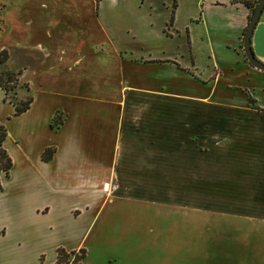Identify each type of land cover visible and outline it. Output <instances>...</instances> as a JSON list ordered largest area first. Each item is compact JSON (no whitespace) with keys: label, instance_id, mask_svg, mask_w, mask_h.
<instances>
[{"label":"crops","instance_id":"obj_1","mask_svg":"<svg viewBox=\"0 0 264 264\" xmlns=\"http://www.w3.org/2000/svg\"><path fill=\"white\" fill-rule=\"evenodd\" d=\"M1 1L4 6L5 2ZM54 1L26 0L28 5L19 17L21 21L11 16L8 19L2 12L4 8H0V50L4 49L7 55L1 65L16 70L17 81L23 85L18 93L25 91L31 95L23 112L28 113L37 102L41 108L45 107L46 97L51 93L67 104L44 108L50 109L45 119L50 129L51 116L57 109L65 113L58 127L66 124L74 97H90L101 90L110 104L111 90L115 87L110 78L112 71L100 64L97 68L96 57H112L109 53L112 51L117 65L126 60L121 39L126 40L124 32H128L126 25L113 28L102 11L106 8H98L95 0ZM117 1L111 0L113 4ZM135 4L140 8L147 5L150 10L166 8L165 0H135ZM169 15L171 31L178 32V28L184 31L183 44L189 64L194 65L197 51L210 62V70L206 72L207 68H202L200 76L206 92L186 94L180 98L185 100L175 102L178 94L175 90L141 87L137 95L167 97L166 121L161 123L156 108L147 116L149 119L157 115L153 120L150 118L152 122L148 121L152 130L147 132L158 135L162 128L166 129L163 131L167 137H125L124 151L129 157L132 152L140 155L144 180L152 188L158 205L184 210L183 230L174 232L184 239L182 264H264V70L248 63L241 48L248 9L239 0H170ZM163 22L166 23L165 18ZM161 27L158 38H167L169 30L163 32ZM139 28L149 26L141 24ZM148 34L151 40L156 39L152 33ZM250 45L254 55L264 61V12L252 29ZM164 53L167 52L161 50V54L157 51L139 57L144 63L162 64L161 69L167 66L172 72L188 67L181 66L175 54ZM28 72L37 76L34 87L41 93L39 100L33 84L24 78ZM97 79H100L98 88ZM244 89L258 108L249 103ZM0 94L1 100L7 101L3 99L2 89ZM187 99L190 101L184 102ZM12 138L18 142V137ZM29 145L33 149L31 155L25 153V161L35 167L49 194L66 188L65 185L93 192L80 205L67 206L71 217L94 207L95 196L102 203L119 187L118 175L110 167L106 173L101 163L81 161L80 157L84 159L86 155L75 143L61 148L57 143L37 139ZM47 146H53L54 151L45 160L41 152ZM100 148L94 146L93 155ZM7 152L11 158L10 175L15 159L11 150ZM11 203V229L0 218V264H28L27 223L22 207L27 206L34 213H47L49 200L33 202L17 197ZM76 247L63 248L75 250Z\"/></svg>","mask_w":264,"mask_h":264},{"label":"rangeland","instance_id":"obj_2","mask_svg":"<svg viewBox=\"0 0 264 264\" xmlns=\"http://www.w3.org/2000/svg\"><path fill=\"white\" fill-rule=\"evenodd\" d=\"M1 2H5L4 6L0 3V8H4L2 12L6 13L8 19L11 16L15 21H21L19 17L23 16V8L28 5L26 0ZM50 2L55 3L54 0ZM96 2L101 10L106 8L102 11L113 28L128 26V32H124L126 40L121 39V44L125 46L126 60L119 61L117 65L112 51L109 52L112 57L103 55L100 61L99 56L96 57L97 68L100 64L111 68L112 71L110 78L112 86L115 87L111 90L110 104L108 96L101 90L93 92L90 97H74L70 102L73 108L66 124L50 129L45 121L50 109L44 108H51L58 103L65 106L67 104L64 99L51 93L46 97L45 107L41 108L37 102L28 113L22 112L13 116L11 104L2 101L0 94V122L7 131L3 143L6 150H11L15 159L12 174L2 177L0 218L5 220L7 227L11 229L12 199L26 197L33 202L49 200L47 213H34L29 207H22L27 223L25 244L28 250V264H49L54 257L56 245L84 248V256L75 264H182L184 239L178 237L180 233L174 235V232L183 230L184 210L157 204L152 188H149L144 180L145 173L141 170L143 161L140 155L132 152L129 157L127 151H124L127 146L125 137H167L166 131H163L166 129L161 128L158 135L147 132L152 130L147 125L148 121L152 122L157 116H151L152 120L147 118L152 109L159 110L157 117L161 123L168 118L167 97L137 95L141 92V87H160L165 92L175 90L178 93V98H172L175 102L185 100L180 98L186 94L205 93L206 86L200 82V76L202 68H207L206 72L210 70V62L203 53L197 51V54L194 53V65L189 64L188 53L183 44V29L178 28V32L170 29V0H165L166 8L156 7L154 10H150L147 5L140 8L135 4V0H118L116 4L111 0ZM102 17L105 18L103 15ZM164 18L166 23L163 22ZM141 24L148 25L149 28L141 29ZM160 25L163 26V32L169 30L167 38H158L157 34H160L162 28ZM6 32L9 34V31ZM148 32L155 35L156 39L151 40ZM161 50H165L167 53L164 54L168 56L175 54L181 66L188 67L172 72L167 66H164L166 69H161L162 64L144 63L139 57V54L154 55L157 51L161 54ZM15 52L13 50L14 54ZM180 53L183 55L179 56ZM11 71L16 72L15 69ZM24 78L33 84L34 94L39 100L41 93L34 87L37 76L28 72ZM22 86L16 80L14 91H8L7 96H24L25 91L23 94L18 93L23 89ZM95 86H100V79H97ZM187 101L190 100L184 102ZM176 104L180 106L179 103ZM57 110L59 117L64 119L65 113ZM12 137H18V142H14ZM37 139L57 143L61 148L75 143L84 153V157L86 155L84 159L80 157V160L101 163L106 173L110 167V170L118 175L119 187L110 197L107 195L102 203L101 198L95 196L94 207H88L78 217H71L67 206L72 203L80 205L85 199L91 198L93 192L81 189L78 191L65 185L66 188L49 194L35 167L28 166L25 161V153L29 152L31 155L33 149L29 144ZM94 146L101 147L99 152L96 151V155H93ZM72 181L73 179L68 183Z\"/></svg>","mask_w":264,"mask_h":264},{"label":"trees","instance_id":"obj_3","mask_svg":"<svg viewBox=\"0 0 264 264\" xmlns=\"http://www.w3.org/2000/svg\"><path fill=\"white\" fill-rule=\"evenodd\" d=\"M97 1V0H95ZM241 1L248 9L247 19L251 15V12L256 4V0H239ZM262 12H264V6L262 8ZM247 23V22H246ZM246 25V24H245ZM244 29V28H243ZM243 30L241 32L242 37ZM6 52L4 49L0 50V89L3 91V99L7 100L12 106V114L18 115L24 110H26L29 106L31 101V95L25 94L24 96H7L8 91H14V87L16 85V73L8 70L7 68L3 67L1 64L6 59ZM246 96L248 98L249 103L258 108L255 103L254 99L251 97L250 93L244 89ZM62 117H59L58 110H55L53 115L51 116L49 126L51 128L58 127L59 124L62 122ZM7 134L5 126L0 123V190H1V177H7L9 174V169L11 167V158L3 145V141ZM54 151L53 146L45 147L41 152V157L45 160L49 159L51 154ZM84 256V248L78 247L76 250L70 249L65 250L62 246L55 247V257L52 263L50 264H75L77 263L82 257Z\"/></svg>","mask_w":264,"mask_h":264},{"label":"water","instance_id":"obj_4","mask_svg":"<svg viewBox=\"0 0 264 264\" xmlns=\"http://www.w3.org/2000/svg\"><path fill=\"white\" fill-rule=\"evenodd\" d=\"M263 6H264V0H256V4L251 12V15L247 19V23L243 29V33L241 37V48L246 60L254 67L261 70H264V61L260 60L254 55L250 45V37L256 21L258 20L260 14L262 13Z\"/></svg>","mask_w":264,"mask_h":264}]
</instances>
